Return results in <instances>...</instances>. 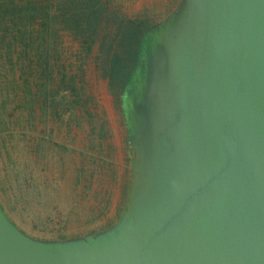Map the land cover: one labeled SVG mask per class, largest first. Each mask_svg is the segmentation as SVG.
<instances>
[{"label": "water", "instance_id": "1", "mask_svg": "<svg viewBox=\"0 0 264 264\" xmlns=\"http://www.w3.org/2000/svg\"><path fill=\"white\" fill-rule=\"evenodd\" d=\"M135 74L119 219L42 241L0 206V264H264V0H181Z\"/></svg>", "mask_w": 264, "mask_h": 264}, {"label": "trees", "instance_id": "2", "mask_svg": "<svg viewBox=\"0 0 264 264\" xmlns=\"http://www.w3.org/2000/svg\"><path fill=\"white\" fill-rule=\"evenodd\" d=\"M116 1L0 0V162L4 169L15 164L18 141L29 142V152L36 162L44 158L53 128L60 131L63 124L69 129L79 128L80 118H88L90 155L86 162L82 152L80 164L74 168V190L68 195L70 209L54 222L55 230L49 231L57 237L64 235L72 215L81 218L80 212L87 211L82 221L87 227L95 225L108 208V201H104L94 210L85 198L91 179L97 173L104 174L103 159L98 156L101 147L96 143L105 138L104 125L94 135L96 128L89 111L92 96L77 81V75L68 73L63 55L66 49L61 47L63 38L69 35L79 44L78 59L75 55L79 62L77 70L83 65L79 59L82 55L93 56L98 78L104 83L114 109L122 114L123 92L135 81L144 44L158 16L147 8L128 13ZM40 125L44 128L39 129ZM120 180L123 192L125 183ZM80 185L84 191L79 189ZM12 193L2 188L10 211L24 206L17 200L19 187ZM31 224L34 228L47 227L46 223L42 227L34 220Z\"/></svg>", "mask_w": 264, "mask_h": 264}, {"label": "rangeland", "instance_id": "3", "mask_svg": "<svg viewBox=\"0 0 264 264\" xmlns=\"http://www.w3.org/2000/svg\"><path fill=\"white\" fill-rule=\"evenodd\" d=\"M180 1L117 0L116 2L120 3L121 9L128 13H136L146 8L152 14L155 13L158 16L154 19V26L166 19L178 7ZM115 5L118 6V4ZM63 40L61 47L66 49V53L63 55H65L68 73L77 75V81L83 83L85 92L92 96L94 106L92 105L89 111L93 116L92 122L96 128L94 135H97L99 126L104 125L105 138L101 143L96 142L97 147H101L98 156L103 159L101 164L104 174L97 173L91 179L89 195L85 198L88 205L94 210H98L99 204H103L104 201L105 203L108 201V208L95 225L83 226L82 221L85 215H88L86 211L80 212L81 218L72 215L71 222L62 237H57L49 232L55 230L54 222L60 219V215L63 216L70 209L68 195L73 194V171L80 164V154L83 152L85 156L83 160L86 162L90 155V130L87 116L83 119L80 118L82 128L74 126L69 129L64 124L60 127V131L53 128L48 138L49 144H47L44 158H39L36 162L29 152V142L18 141L17 153L13 156L15 164L4 169L0 162V206L6 216L22 232L42 241L82 237L87 233H94L112 226L119 219L125 206L130 169L129 143L123 114L117 113L114 109L105 85L98 78L94 69L93 56L82 55L79 59H82L83 65L81 70H77L79 62L76 61L75 55L78 59L79 44L69 35L64 36ZM42 127L40 125L39 129ZM43 144L45 145V142ZM93 153H96L94 149ZM59 157H63V160ZM106 160L107 164L104 162ZM11 167L15 169L11 170ZM121 178L125 183L123 192ZM83 185H80V190ZM18 187L17 200L21 204L24 203V206L19 205L10 211L6 206L8 198L2 194V188L5 191L10 190V193L13 194L12 191ZM82 191L84 190L82 189ZM32 220L38 224L41 223L42 227L46 223L47 227L34 228L31 224Z\"/></svg>", "mask_w": 264, "mask_h": 264}]
</instances>
